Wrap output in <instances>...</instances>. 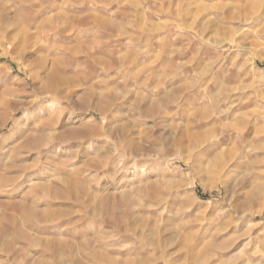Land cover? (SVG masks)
I'll return each instance as SVG.
<instances>
[{"label":"rangeland","instance_id":"rangeland-1","mask_svg":"<svg viewBox=\"0 0 264 264\" xmlns=\"http://www.w3.org/2000/svg\"><path fill=\"white\" fill-rule=\"evenodd\" d=\"M9 7L0 264H264V0Z\"/></svg>","mask_w":264,"mask_h":264},{"label":"bare ground","instance_id":"bare-ground-1","mask_svg":"<svg viewBox=\"0 0 264 264\" xmlns=\"http://www.w3.org/2000/svg\"><path fill=\"white\" fill-rule=\"evenodd\" d=\"M11 1L12 0H0V36H2V38L6 36V32H4L3 30H7L12 25H15L17 23L19 24V22H20V21L18 22L16 17L10 13L9 3ZM260 8H261V4H258L256 2L246 4L245 5V10H244L245 11V22L248 21V20H252L254 17L256 19L257 18L261 19L262 13L260 12L261 11ZM259 28H260L259 31H263V29H264V21L261 23V26H259ZM257 34H259V32H257ZM25 37L29 38L27 36V34H26ZM51 75L53 77V73H51ZM47 87H48V89H47L48 91H54L55 87H54L53 84H49V85H47ZM44 94H45L44 92H41L40 93V95H41L40 97L43 98ZM210 134L211 135H202L198 139L196 138L197 141L195 142L196 143L195 146L196 147H200L201 145L202 146L203 145H206V146L210 145L209 143L213 144L214 140L217 139V134H213V133H210ZM218 135H221V138L224 139L223 131H221ZM224 141H225V139H224ZM240 146H245L244 145V141H236V145H230V144H228L226 142H225V144L221 145L220 146L221 148L219 150V155H220L219 164L223 165V167H226V168L230 167L231 165L229 166V162H234V160H236L235 159V154L239 150ZM218 160L214 161V162H209L210 167H212V163L214 164V167H217L218 166ZM251 164L253 166V170H255L254 172L256 173L257 177L262 181L261 182V187L262 188L260 190H261V193H262V197H264V148H263L261 157L253 160ZM207 165H208V163H207ZM233 165H235V163ZM144 170H145L144 168H141V171H144ZM260 180H259L258 184H260ZM245 264H247V263H245Z\"/></svg>","mask_w":264,"mask_h":264}]
</instances>
